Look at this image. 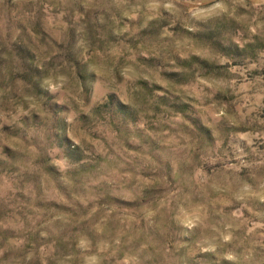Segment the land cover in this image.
Here are the masks:
<instances>
[{
	"label": "rangeland",
	"instance_id": "obj_1",
	"mask_svg": "<svg viewBox=\"0 0 264 264\" xmlns=\"http://www.w3.org/2000/svg\"><path fill=\"white\" fill-rule=\"evenodd\" d=\"M0 264H264V0H0Z\"/></svg>",
	"mask_w": 264,
	"mask_h": 264
}]
</instances>
